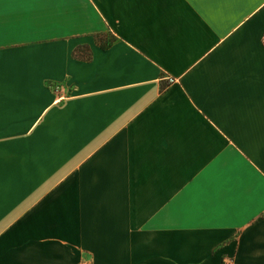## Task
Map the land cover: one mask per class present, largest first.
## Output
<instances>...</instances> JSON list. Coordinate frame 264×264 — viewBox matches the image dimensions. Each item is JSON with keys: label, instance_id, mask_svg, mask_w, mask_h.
I'll return each instance as SVG.
<instances>
[{"label": "crops", "instance_id": "crops-1", "mask_svg": "<svg viewBox=\"0 0 264 264\" xmlns=\"http://www.w3.org/2000/svg\"><path fill=\"white\" fill-rule=\"evenodd\" d=\"M263 33L264 0H0V264H264Z\"/></svg>", "mask_w": 264, "mask_h": 264}, {"label": "trees", "instance_id": "trees-1", "mask_svg": "<svg viewBox=\"0 0 264 264\" xmlns=\"http://www.w3.org/2000/svg\"><path fill=\"white\" fill-rule=\"evenodd\" d=\"M96 41L99 45L100 48H104L106 45H108V41H104L102 38H101V35L96 37ZM72 56L74 57H79L81 58L82 60H85V59H88L87 55H81V56H77L76 55V51L74 50V52L72 53Z\"/></svg>", "mask_w": 264, "mask_h": 264}, {"label": "built area", "instance_id": "built-area-1", "mask_svg": "<svg viewBox=\"0 0 264 264\" xmlns=\"http://www.w3.org/2000/svg\"><path fill=\"white\" fill-rule=\"evenodd\" d=\"M261 42L264 44V33L261 37ZM168 82H172L173 80L172 79H167ZM81 264H89L88 262H82ZM220 264H233L232 263V260L231 259H228V258H224L221 260Z\"/></svg>", "mask_w": 264, "mask_h": 264}, {"label": "rangeland", "instance_id": "rangeland-1", "mask_svg": "<svg viewBox=\"0 0 264 264\" xmlns=\"http://www.w3.org/2000/svg\"><path fill=\"white\" fill-rule=\"evenodd\" d=\"M102 39H104L105 41H108L110 39V37L106 35V36L102 37Z\"/></svg>", "mask_w": 264, "mask_h": 264}]
</instances>
